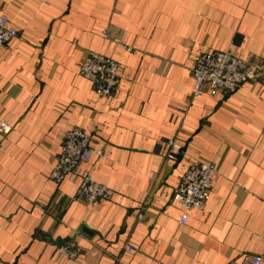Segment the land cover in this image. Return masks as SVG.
<instances>
[{
	"label": "crops",
	"instance_id": "obj_1",
	"mask_svg": "<svg viewBox=\"0 0 264 264\" xmlns=\"http://www.w3.org/2000/svg\"><path fill=\"white\" fill-rule=\"evenodd\" d=\"M0 15L17 32L0 47V264H264V0H0ZM229 44L256 81L192 98L196 56ZM88 51L130 82L98 97L79 74ZM73 128L102 151L83 168L111 200L88 205L76 177L48 179ZM196 160L217 174L180 225L174 191ZM68 241L76 261L55 254Z\"/></svg>",
	"mask_w": 264,
	"mask_h": 264
},
{
	"label": "built area",
	"instance_id": "obj_2",
	"mask_svg": "<svg viewBox=\"0 0 264 264\" xmlns=\"http://www.w3.org/2000/svg\"><path fill=\"white\" fill-rule=\"evenodd\" d=\"M17 36L11 21L6 15H0V47L5 46ZM106 39L112 38L103 32ZM236 46L229 44L225 51L205 52L193 62L191 69L192 98H198L205 93L211 97L218 94L231 95L240 90L245 84L255 82L259 73L256 63L241 59L236 55ZM126 51H132L131 48ZM80 76L88 81L94 93L101 98H109L122 83L130 82V77L124 74L118 62L102 54L88 51L79 64ZM10 126L0 123V133L7 134ZM90 136L79 128L68 130L63 138L60 152L56 158L55 166L48 179L60 184L68 176L77 178V189L74 200H81L88 205L98 201H107L114 196V192L92 179L91 170L83 168L89 164L92 156L102 157L101 150L91 148ZM168 146L167 157L174 159L181 148L173 140L166 142ZM217 174V167L212 162L196 160L182 174L179 185L174 191V201L181 208L182 214L179 224H185L190 211H203L210 198L213 180ZM139 220L142 215L138 216ZM125 251L132 253L134 249L129 245ZM82 249L75 242H64L55 248V254L64 261H76L80 258ZM260 256H247L243 264H261Z\"/></svg>",
	"mask_w": 264,
	"mask_h": 264
},
{
	"label": "trees",
	"instance_id": "obj_3",
	"mask_svg": "<svg viewBox=\"0 0 264 264\" xmlns=\"http://www.w3.org/2000/svg\"><path fill=\"white\" fill-rule=\"evenodd\" d=\"M203 53H205V52H203ZM201 54H202V53H200L199 55H201ZM199 55H198V56H199ZM198 56H196V58H197ZM196 58H195V59H196ZM258 75H259V73H258ZM257 77H258V76H257ZM167 152H168V150H167ZM77 183H78V182H77ZM111 190H112V189H111ZM112 191H113V190H112ZM113 192H114V191H113ZM114 194H115V193H114ZM113 197H114V196H113ZM113 197H112V198H113ZM112 198H111V199H112ZM111 199H110V200H111Z\"/></svg>",
	"mask_w": 264,
	"mask_h": 264
}]
</instances>
